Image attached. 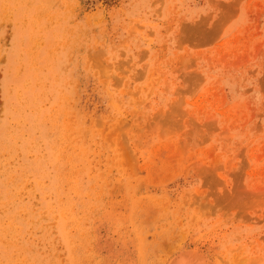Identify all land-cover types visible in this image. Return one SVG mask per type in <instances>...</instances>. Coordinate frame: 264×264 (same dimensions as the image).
<instances>
[{
	"label": "rangeland",
	"instance_id": "obj_1",
	"mask_svg": "<svg viewBox=\"0 0 264 264\" xmlns=\"http://www.w3.org/2000/svg\"><path fill=\"white\" fill-rule=\"evenodd\" d=\"M180 256L264 264V0H0V264Z\"/></svg>",
	"mask_w": 264,
	"mask_h": 264
},
{
	"label": "bare ground",
	"instance_id": "obj_2",
	"mask_svg": "<svg viewBox=\"0 0 264 264\" xmlns=\"http://www.w3.org/2000/svg\"><path fill=\"white\" fill-rule=\"evenodd\" d=\"M193 256V255H191ZM196 257V256H195ZM173 259V258H172ZM171 259V260H172ZM198 259V258H197ZM196 261V260H195ZM194 261V262H195ZM194 262L190 261L188 258H186V256H180L178 258H176V260H173L171 262V264H194ZM198 262V261H197ZM200 262V261H199ZM196 264V263H195ZM204 264V263H203Z\"/></svg>",
	"mask_w": 264,
	"mask_h": 264
}]
</instances>
